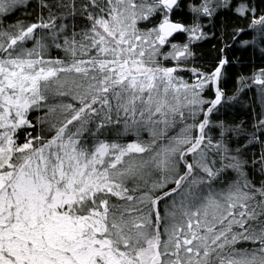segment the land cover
Returning a JSON list of instances; mask_svg holds the SVG:
<instances>
[{
    "label": "snow or ice",
    "instance_id": "snow-or-ice-1",
    "mask_svg": "<svg viewBox=\"0 0 264 264\" xmlns=\"http://www.w3.org/2000/svg\"><path fill=\"white\" fill-rule=\"evenodd\" d=\"M0 264H264V0H0Z\"/></svg>",
    "mask_w": 264,
    "mask_h": 264
}]
</instances>
